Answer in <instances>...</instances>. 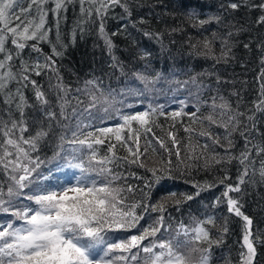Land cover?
Instances as JSON below:
<instances>
[{
    "label": "snow or ice",
    "instance_id": "snow-or-ice-1",
    "mask_svg": "<svg viewBox=\"0 0 264 264\" xmlns=\"http://www.w3.org/2000/svg\"><path fill=\"white\" fill-rule=\"evenodd\" d=\"M24 3H27V7L22 6ZM46 3L48 0H0V54H3V58L0 59V70H3L0 74V92L6 91L12 81H29V73L34 72L39 76L41 70L58 71L53 56H61L62 53L57 51L56 45L52 46V56L44 57L43 64L39 61L29 64L21 59L19 69L14 70L10 63L14 56L20 57L26 47L40 53L41 49L38 47L40 42L51 43L49 40L51 29L45 27L49 11L43 7ZM54 3L55 7L50 11L56 16L58 27L61 11H66L72 0H54ZM79 3L81 13L88 20L93 14L99 19L101 34L104 32L103 20L109 9L119 6L131 15L126 0H79ZM86 4L90 7L86 8ZM253 6L264 10V3ZM238 7L239 3L230 4L231 9ZM33 10L38 21L35 17L20 20L21 16L29 17ZM195 16L194 10L188 12L189 19ZM219 19L210 17L207 20H198L193 27L203 28L212 20L219 22ZM14 21L19 22L13 24ZM257 22L264 24V15H261ZM144 35L152 38L150 33ZM228 35L231 36V33ZM213 37L215 39V34ZM29 41L35 43L30 44ZM9 42L15 46L12 51L7 47ZM105 44L109 49L112 48L110 39H106ZM212 45L213 40L204 38L199 45L191 46L194 49L201 48L202 51H198L197 54L208 58L215 57ZM229 53L230 48L225 39L222 41L217 62L219 60L226 62ZM134 75L146 85L154 83L140 73ZM156 78H159V74ZM191 82L196 84V78L193 77ZM30 83L35 90L36 100L47 109L49 101L45 93L39 89L35 80H31ZM88 85L92 88L88 90V104L83 112L78 113L77 108L72 107L70 117L67 111L69 102L61 96L63 102L59 105L58 113L47 110L43 113L50 122H58V116L64 120L69 118L76 120L74 130L71 131V139L65 140V137H60L61 150L54 153L48 161L51 167L47 169V175L38 172L41 164L45 162L39 157L34 159L32 153L38 150L41 140L50 135V130L41 126L33 134L25 136L29 132L24 119L27 101L19 89L16 109L20 118L10 117L7 122L0 119V169L8 179L7 184L0 183V214H8L11 217L0 220V264H212V245L220 242L211 238V229L216 227L214 217L194 220L192 225L180 221L175 228L166 223L165 214L168 207L174 205L175 210L179 211L184 203L194 199L192 195L181 194L182 198H177L176 192L167 191L154 204L146 201L150 200L153 190L164 188L179 175L190 174L194 167L202 165L209 169L217 164L231 163L233 159L245 165L239 180L240 184H244V177L249 174L248 165L254 163L253 152L264 155V146L253 145L249 148L251 144L249 137L257 131L254 117H247L248 121L253 122L249 128L242 119L244 113L233 109L223 97L212 98L210 112L207 115H198L201 110L198 104L193 105L196 111L186 113L184 109L188 104L180 100L179 110L168 114V118L176 121L177 118L187 116L191 122L183 129L188 134L183 144V154L179 146L180 141L172 132H168L167 136L173 147L170 148L163 139L156 138L159 148L163 149L167 156L152 161L149 166L146 162L149 159L148 153L149 151L157 153V148L152 146L153 141L147 139V136L151 134L155 137L153 125L157 127L160 125L154 117L164 116L165 106L153 107L149 104L145 110H136L134 105L128 104L125 107L130 111L125 113L115 107L117 101L114 92L105 93L95 79L86 81V87ZM57 89L64 92L65 96L69 91L62 83L57 84ZM261 95L264 96V86L261 88ZM5 103H11V98ZM77 103L82 101L77 100ZM204 104L207 105L208 102L204 101ZM255 108L256 111L264 112V100H260ZM113 111L120 121L114 127H95L91 122L84 123L79 118L87 113L88 117L99 119L103 124V117L94 116V113L102 112L105 116H110ZM193 125H198L199 129ZM213 126L223 129V135L214 134ZM170 127H175V123ZM234 134L244 141V148L238 156L231 154L236 147ZM142 135L145 137L143 150L139 143ZM200 137L206 138V141L210 140L211 146L207 142L199 143ZM104 145H107V150L101 155L99 147ZM117 145L126 148L129 155L118 156ZM217 147L223 150L224 155L215 151ZM121 162L134 164L150 174L147 177H138L131 173L136 179L142 180V188L118 184L122 179H126L115 171ZM260 164L259 176L264 180V160H261ZM65 169H70L71 172L67 173ZM55 173L61 175L57 176ZM255 173L256 170L253 169V175ZM194 186L197 188L195 195L198 196L202 186ZM25 189L28 190L27 193ZM137 191L140 193V199L130 203V196ZM240 191L239 185L236 187L228 185L222 195L227 198L228 212L242 217L244 221L243 247L246 248V252L240 253L241 262L253 264L256 256L251 228L253 222L241 212L238 200L229 196L230 192ZM140 208L144 214L149 211L158 213L152 223L142 230L138 228L140 220L144 218L143 214L137 213V209ZM134 228L138 230V235L121 238ZM222 231L227 232V227H223ZM260 242L264 243V240Z\"/></svg>",
    "mask_w": 264,
    "mask_h": 264
},
{
    "label": "trees",
    "instance_id": "trees-1",
    "mask_svg": "<svg viewBox=\"0 0 264 264\" xmlns=\"http://www.w3.org/2000/svg\"><path fill=\"white\" fill-rule=\"evenodd\" d=\"M128 12L124 8L116 6L109 9L103 20L104 32L100 33V21L93 14L88 20L81 13L79 0H72L67 5L66 11L60 13L59 26L57 27L56 16L50 11L55 7L54 0H48L43 7L48 11L46 17V29L49 32L48 42H40L38 47L40 53L26 47L20 57H15L10 62L14 70L19 69L21 59L29 64L37 61L45 63L44 57L52 56V46L56 45L57 51L61 56H53L55 60L56 72L41 70L39 76L34 72L29 73V81H12L4 92H0V119L8 121L19 119L16 109L18 103L17 89L23 94L27 104L25 105L24 119L28 124L29 132L33 134L43 126L50 130V135L41 140L38 150L32 153L35 159L39 157L45 163L41 164L38 172L47 175V169L51 167L48 161L54 153L60 152V137L65 140L71 139V131L74 130L76 120H67L57 117L58 122L46 120L44 111L59 112L60 97L64 96L69 102L68 114L71 117L72 107L77 108L78 113L88 104V90L91 85L86 87V81L98 80L100 89L105 93L112 91L116 94V108L125 113L130 110L125 105H134L136 110H145L148 105L153 107L164 105V116L154 117L160 127L153 125L155 137L148 134L147 139L153 141L152 146L157 148V153L149 151V159L146 161L151 166L152 161L159 160L167 153L159 148L156 138L163 139L170 148V138L168 132H172L180 141L181 152L183 154V144L186 142L188 134L183 130L184 126L189 125L187 116L177 118L176 121L168 118V114L178 111L179 101L184 100L188 107L184 109L186 113L196 111L193 105L200 106L198 115H207L210 112L209 105L213 97H223L229 102L233 109L244 113L242 119L251 128L252 121H248V116L254 117L255 128L257 131L249 137L251 144L264 146V112L256 111L255 105L264 100L261 95V88L264 86V24L258 23L264 10L253 5L264 3V0H126ZM231 3H239L240 7L231 9ZM27 7V3L22 5ZM90 7V5H85ZM194 10L196 16L188 18V12ZM19 11V9H17ZM35 17L38 21L35 10L27 18L21 16L20 20ZM210 17H219V22L212 20L211 23L204 25L203 28L193 27L198 20H207ZM87 21V22H83ZM19 21H14L13 24ZM150 33L152 38L145 36ZM231 33V36L228 35ZM215 34V39L213 37ZM159 37L158 39L156 37ZM213 40V50L215 57L205 58L198 55L201 48H193L191 45L197 44L204 39ZM110 39L112 48L109 49L105 40ZM227 40L230 48L229 56L225 60H219L222 41ZM29 43H35L29 41ZM247 45V47H245ZM10 51L15 46L10 42L7 45ZM3 54H0V59ZM3 70H0L2 74ZM140 73L149 81L148 83L136 79L134 74ZM157 74L159 78L157 79ZM196 78L193 84L192 78ZM35 80L39 89L45 93L49 101L47 109L43 108L35 97V90L30 83ZM187 82V83H185ZM62 83L69 89L67 95L57 89V84ZM201 85V87H197ZM132 90L131 92L129 90ZM80 90V91H77ZM11 98V103H5ZM77 100L82 103H77ZM119 101H123L121 104ZM207 101L208 104H204ZM217 99V103H219ZM103 117L104 123L99 119L88 117L84 113L79 118L84 123L91 122L95 127H114L120 122L116 113L113 111L110 116H105L102 112L94 113ZM175 123V127H170ZM199 129L198 125H193ZM207 127V125H205ZM94 130V129H92ZM214 134L223 135V129L212 127ZM236 143L232 150L233 156H238L244 148L243 138L234 134ZM199 143L207 142L211 146V141L200 137ZM196 140H193L195 143ZM141 150L145 145V137L142 135L139 141ZM65 147L67 145L65 144ZM107 145L100 146L99 152L105 154ZM117 155L120 157L128 156L127 149L117 145ZM224 155L220 148L215 149ZM211 149L209 150V155ZM175 160V158L173 157ZM143 160V157H141ZM253 164L248 165L249 174L244 177L245 183L240 184V176L244 171L245 165H241L238 160L233 159L231 163H221L205 169L202 165L191 169L190 174L179 175L175 181H170L164 188L153 190L150 200L146 203H156L160 196L167 191L177 193V198H182L181 194L192 195L193 200L184 203L179 211L175 206L167 209L166 223H170L175 228L178 222L192 225L194 220H204L207 217H214L216 227L211 229V238L220 241L212 245V264H242L240 253L246 252L243 247L244 221L242 217L229 213L227 209V198L222 194L227 190L228 185L236 187L239 185V193L230 192L229 196L238 200L241 212L252 220V232L256 247V256L253 264H264V180L259 176L261 167L260 161L264 160V155H257L253 152ZM253 169L256 170L253 175ZM70 173V169L64 170ZM126 179L118 182L119 185L129 184L133 187H143L142 180L136 179L131 173L138 177H147L150 174L143 168L134 164L121 162L115 169ZM60 176L61 173H55ZM187 181V182H186ZM223 181V183H220ZM7 175L0 169V183L7 184ZM194 185L202 186V190L196 196L197 188ZM212 185V187H204ZM6 191V187H5ZM27 193V189L24 190ZM145 191H147L145 189ZM140 199V193L130 196L129 202ZM219 199V202H218ZM27 203V201H24ZM138 215L143 214L138 228L149 226L156 218L158 213L144 214L143 209H137ZM171 219H168V217ZM11 219L8 214H0V220ZM228 231L223 232V227ZM136 228L131 229L121 238L131 235H138Z\"/></svg>",
    "mask_w": 264,
    "mask_h": 264
}]
</instances>
